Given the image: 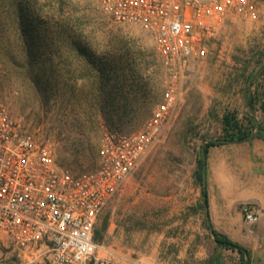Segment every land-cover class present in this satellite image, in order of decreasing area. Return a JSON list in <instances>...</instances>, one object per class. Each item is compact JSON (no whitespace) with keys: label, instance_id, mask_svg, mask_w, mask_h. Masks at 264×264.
Here are the masks:
<instances>
[{"label":"rangeland","instance_id":"obj_1","mask_svg":"<svg viewBox=\"0 0 264 264\" xmlns=\"http://www.w3.org/2000/svg\"><path fill=\"white\" fill-rule=\"evenodd\" d=\"M20 12L24 30L32 34L25 50ZM72 46L93 55L100 66L109 59L133 68L136 91L112 103L103 99L91 59ZM262 63L264 3L256 20L231 16L222 23L208 57L186 76L161 139L101 216L98 241L153 264H244L242 255L215 241L219 232L211 219L203 148L224 136L226 113L242 118L247 111L246 89H253L248 77L256 78ZM163 85L152 36L112 20L98 0H0V101L25 130L50 146L61 167L73 172L96 167L105 132L140 131L161 101ZM106 104L117 113L103 112ZM258 114L263 118L264 109Z\"/></svg>","mask_w":264,"mask_h":264},{"label":"built area","instance_id":"obj_2","mask_svg":"<svg viewBox=\"0 0 264 264\" xmlns=\"http://www.w3.org/2000/svg\"><path fill=\"white\" fill-rule=\"evenodd\" d=\"M117 23L153 38L164 77L161 101L138 132H105L96 167H61L49 145L0 101V264H151L95 239L113 199L164 134L191 68L209 55L231 16L260 17L264 0H98ZM247 225L261 213L242 207Z\"/></svg>","mask_w":264,"mask_h":264},{"label":"crops","instance_id":"obj_3","mask_svg":"<svg viewBox=\"0 0 264 264\" xmlns=\"http://www.w3.org/2000/svg\"><path fill=\"white\" fill-rule=\"evenodd\" d=\"M258 115L256 118L264 121ZM207 192L217 232L246 249L253 264H264V140L253 138L211 147L207 154ZM245 204L261 213L253 226L244 221Z\"/></svg>","mask_w":264,"mask_h":264},{"label":"trees","instance_id":"obj_4","mask_svg":"<svg viewBox=\"0 0 264 264\" xmlns=\"http://www.w3.org/2000/svg\"><path fill=\"white\" fill-rule=\"evenodd\" d=\"M18 20L19 37H21L20 40H22V47H24L25 50L27 45L26 36H32V34H30L27 30H24V21L22 19L21 12L18 14ZM72 50L77 51L79 55H82L87 59H91L89 60L90 65L95 72V75L100 78L99 92L102 94V96L106 97L103 99L110 100V103H112L117 97L125 98L131 92L134 93L136 91V87H138V78L137 73L134 72L133 68L127 66L118 67L112 62V60L110 61L109 59H106V62L102 61V66H100L97 64L99 60L94 58L93 55L86 57V52H84L80 46H72ZM28 57V54H26L24 60L27 66H29L31 62L28 60ZM87 75L93 76L92 70H89ZM253 77L254 74L248 77V81L251 80L252 82L251 87L253 89H249L248 87L246 89L247 111L243 113L242 118H239L236 112L226 113L222 118L224 136L206 144L203 148L205 153H208V149L212 146H220L225 143L243 142L246 141L251 135H254L253 138H260L264 140V121H260L256 118V113L258 111H263L264 109V63L261 64V68L256 78L253 79ZM97 100L99 99L97 98ZM110 105L112 106V104ZM101 110L111 115H113L115 112V109H111L110 106H107V104L101 107ZM203 166V158H200L198 161V170L196 174L197 180L200 183L203 182ZM203 195L206 196V193L203 192ZM214 234L215 241L219 246L224 247L227 250L238 252L244 258V264H249L250 258H246L249 257V252L246 249L223 234L216 232ZM98 236L99 232L96 231L95 239L97 241Z\"/></svg>","mask_w":264,"mask_h":264},{"label":"water","instance_id":"obj_5","mask_svg":"<svg viewBox=\"0 0 264 264\" xmlns=\"http://www.w3.org/2000/svg\"><path fill=\"white\" fill-rule=\"evenodd\" d=\"M253 137H254V135H251L250 137H248V139H251V138H253ZM248 139H247V140H248ZM204 156H205V153H204Z\"/></svg>","mask_w":264,"mask_h":264},{"label":"bare ground","instance_id":"obj_6","mask_svg":"<svg viewBox=\"0 0 264 264\" xmlns=\"http://www.w3.org/2000/svg\"><path fill=\"white\" fill-rule=\"evenodd\" d=\"M147 260V259H146Z\"/></svg>","mask_w":264,"mask_h":264}]
</instances>
